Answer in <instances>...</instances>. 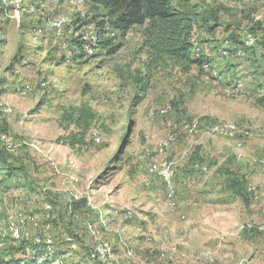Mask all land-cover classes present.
Instances as JSON below:
<instances>
[{
  "label": "rangeland",
  "instance_id": "1",
  "mask_svg": "<svg viewBox=\"0 0 264 264\" xmlns=\"http://www.w3.org/2000/svg\"><path fill=\"white\" fill-rule=\"evenodd\" d=\"M175 4L196 17V42L204 43L195 54L226 48L234 32L264 36V0ZM107 13L100 0H0V134L44 150L24 145L13 156L0 143L3 157L22 166L7 180L0 165L3 201L26 212L37 210L45 197L53 203L52 235L64 264H96L88 255L95 241L91 230L119 260L133 250L128 264H264V231L246 229L264 225V171L254 162L264 159V108L256 87L264 78L226 75V66L215 62L188 69L169 59L153 64L138 26L110 34L117 48L101 47L87 35L94 23L110 20ZM59 15L77 20L75 36L55 34L52 20ZM209 16L216 21L208 22ZM212 23L220 24L216 36L207 32ZM74 41L87 43L83 51ZM249 46L259 47L257 41ZM167 104L171 112L161 114ZM72 107L95 115L75 147L69 134L77 129L62 121ZM190 119L199 120L200 131L178 129L176 141L161 151L174 124ZM216 122H234L238 133L207 137L206 126ZM164 161L176 171L174 209L164 184L149 171L151 163ZM74 193L81 201L69 207ZM35 232L42 234V227ZM68 233L78 250L65 242ZM172 247L177 253L171 261L162 255ZM1 258L37 264L22 248Z\"/></svg>",
  "mask_w": 264,
  "mask_h": 264
},
{
  "label": "trees",
  "instance_id": "2",
  "mask_svg": "<svg viewBox=\"0 0 264 264\" xmlns=\"http://www.w3.org/2000/svg\"><path fill=\"white\" fill-rule=\"evenodd\" d=\"M175 1L179 0H100V3L108 10L107 15L110 20L92 22L95 24L93 27L95 41L101 47L113 46L117 48V46L111 44L108 38L111 37L109 27L115 32L122 31L126 33L133 27L138 26L143 28L144 44L148 48L150 58L153 59V64H159L163 60L169 59L184 69H188L192 65L213 67L215 62V65L222 64L226 66V75L229 72L241 71L246 76L249 73L254 78L259 77V75L264 78V36L255 40L259 46L257 48L256 46L247 45L246 35L243 38L240 34L234 32L226 40V48L211 46L200 54H195V49H199V46L204 43L203 41L196 42L194 35L197 24L196 17L193 16L190 10L180 8L178 4H175ZM211 20L216 21V17H207L208 22ZM217 26H220V24L212 23L207 27V32L212 36H216L218 33ZM86 39L88 40V38ZM74 42L78 43L76 46L79 51H83L87 44L83 42L85 45H82L80 42ZM258 51H260L259 54ZM221 61L224 62L221 63ZM257 82V91L260 93L257 97V104L264 108V82L258 80ZM94 118V113L91 110H85L84 107H72L64 112L62 121L67 122L68 125L73 124L77 129L69 134V145L71 147H75L84 141ZM0 165L6 171L5 177L7 180L12 179L22 168L20 166L18 169L3 157L1 146ZM161 182L164 184L162 180ZM232 187L237 189V184L233 183ZM80 201L74 202V206H77ZM26 245L29 244L26 242L15 246L11 244L7 250L13 251L22 248L25 251ZM3 253L0 254V264H15L14 261H4L1 258Z\"/></svg>",
  "mask_w": 264,
  "mask_h": 264
},
{
  "label": "built area",
  "instance_id": "3",
  "mask_svg": "<svg viewBox=\"0 0 264 264\" xmlns=\"http://www.w3.org/2000/svg\"><path fill=\"white\" fill-rule=\"evenodd\" d=\"M81 1V0H80ZM52 28L57 34L61 36L66 31L68 34L76 35L77 33V20L67 15H59L53 18ZM69 27V28H68ZM114 36L115 31L110 33ZM91 35L95 39V30L89 32L87 36ZM255 38L248 34L246 35L247 45H253ZM172 106L167 104L160 110L161 114H168L171 112ZM6 111H10L7 109ZM178 129L188 134H197L201 129V124L197 119L181 120L174 124L173 130L161 141L160 150L164 151L170 147L177 139ZM207 137L223 136L234 137L238 133V126L234 122H216L206 126L204 131ZM99 140V138H97ZM0 143L3 148L11 155L17 156L21 148L26 145L31 150L44 153L42 146L36 142H17L15 137L8 132H2L0 134ZM240 144V143H239ZM241 145V144H240ZM258 165L263 168L264 171V159H254ZM206 169V167H203ZM149 171L152 174L157 175L164 183L166 190V197L169 205L172 209L175 207L176 196V183H175V167L173 162H153L149 165ZM73 181H77L76 178H72ZM253 186L248 187V191L254 192ZM47 187H43V194L47 195ZM81 199L78 193L72 194L71 198L67 201L69 207H72V203ZM54 210L55 206L47 198H43L41 206L32 212H26L23 209L16 211L2 199L0 193V254L5 252L9 246L18 245L22 242H26L25 251L28 256H33L37 259V264H64L63 257L56 253V240L52 235L54 226ZM42 227V234L36 233V230H40ZM92 229V228H91ZM247 230L257 229L264 231V225H254L252 223L247 224ZM95 237L93 246L88 252L91 261L96 264H128L131 259L135 257V252L129 249L126 253V258L119 260L117 256L112 252L111 246L101 240L98 236V232L91 230ZM65 242L72 250H78L79 244L76 237L72 233L65 234ZM42 251V254H39ZM176 247H172L168 254H163L169 260H174L176 255ZM244 264H253L252 262H245Z\"/></svg>",
  "mask_w": 264,
  "mask_h": 264
}]
</instances>
